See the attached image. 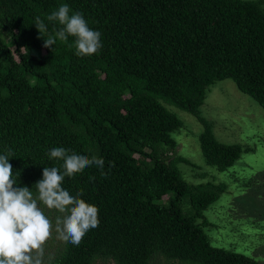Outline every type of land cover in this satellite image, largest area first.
I'll use <instances>...</instances> for the list:
<instances>
[{
    "label": "trees",
    "instance_id": "1",
    "mask_svg": "<svg viewBox=\"0 0 264 264\" xmlns=\"http://www.w3.org/2000/svg\"><path fill=\"white\" fill-rule=\"evenodd\" d=\"M62 4L101 33L96 54L77 57L72 37L43 46ZM227 79L264 110V0H0V154L14 153V187L35 194L43 168L62 164L47 155L56 147L102 158L108 172L65 178L100 223L47 264H264L212 245L203 212L227 187L188 184L175 154L184 123L167 105L204 126L208 165L226 171L249 150L219 142L201 113Z\"/></svg>",
    "mask_w": 264,
    "mask_h": 264
},
{
    "label": "rangeland",
    "instance_id": "2",
    "mask_svg": "<svg viewBox=\"0 0 264 264\" xmlns=\"http://www.w3.org/2000/svg\"><path fill=\"white\" fill-rule=\"evenodd\" d=\"M257 1V0H254ZM184 123L173 133L177 157L187 161L178 168L190 185L224 184L227 191L203 216L210 223L205 232L214 247L224 248L264 263V110L251 97L241 93L232 80L217 82L210 88L202 116L213 125L217 140L223 144L241 145V158L226 171L206 163L200 144L204 126L193 115L171 105L166 106ZM185 213L192 207L183 201ZM55 220V212H47ZM53 238L45 245V264L63 246ZM95 264H114L98 259Z\"/></svg>",
    "mask_w": 264,
    "mask_h": 264
},
{
    "label": "clouds",
    "instance_id": "3",
    "mask_svg": "<svg viewBox=\"0 0 264 264\" xmlns=\"http://www.w3.org/2000/svg\"><path fill=\"white\" fill-rule=\"evenodd\" d=\"M46 19L53 24L55 35L44 38L45 48H51L57 40L66 42L72 37L74 54L83 58L103 47L101 33L91 29L82 14L70 15L67 4L59 6ZM34 24L44 37L47 31L44 20L37 16ZM13 155L10 148L0 154V264H45V245L53 238V232L56 240L79 246L86 233L99 226L98 207L80 198L82 191L71 195L63 182L66 177L71 179L91 166L100 169L102 177L107 176L105 161L96 156L69 154L63 147L53 148L47 154L49 159L62 164L43 168L34 194L27 186L14 187L17 180L8 162ZM114 166L109 162V171ZM46 211L56 213L54 224Z\"/></svg>",
    "mask_w": 264,
    "mask_h": 264
}]
</instances>
